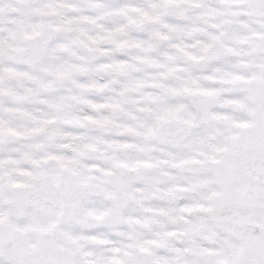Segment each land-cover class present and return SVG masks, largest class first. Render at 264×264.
I'll use <instances>...</instances> for the list:
<instances>
[{
	"label": "snow or ice",
	"instance_id": "snow-or-ice-1",
	"mask_svg": "<svg viewBox=\"0 0 264 264\" xmlns=\"http://www.w3.org/2000/svg\"><path fill=\"white\" fill-rule=\"evenodd\" d=\"M0 264H264V0H0Z\"/></svg>",
	"mask_w": 264,
	"mask_h": 264
}]
</instances>
